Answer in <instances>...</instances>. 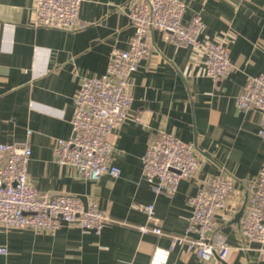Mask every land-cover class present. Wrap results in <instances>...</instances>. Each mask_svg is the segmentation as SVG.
<instances>
[{"label":"crops","instance_id":"crops-1","mask_svg":"<svg viewBox=\"0 0 264 264\" xmlns=\"http://www.w3.org/2000/svg\"><path fill=\"white\" fill-rule=\"evenodd\" d=\"M131 1L81 0L85 27L68 31L34 25V0H0V142H28L27 173L38 190L94 200L109 217L99 234L66 224L54 234L0 228V245L7 249L0 264H148L154 247H168L170 240L141 232L148 219L135 204L152 203L163 233L182 235L191 214L187 198L207 176H231V202L241 205L247 184L264 167V110L236 107L247 79L264 72V0H182L183 21L199 13L205 25L200 38L223 40L229 48L233 69L221 80L204 76V57L194 48L176 47L165 33L151 32L152 51L131 75L127 119L107 135L119 177L81 179L73 167L55 161L56 139L72 135L80 78L101 75L112 49L128 47ZM162 133L193 143L200 162L172 196L153 193L142 175V155ZM237 211L217 217L230 247L227 262L264 264L259 244L247 243L231 222ZM167 264L205 263L182 245Z\"/></svg>","mask_w":264,"mask_h":264},{"label":"built area","instance_id":"built-area-1","mask_svg":"<svg viewBox=\"0 0 264 264\" xmlns=\"http://www.w3.org/2000/svg\"><path fill=\"white\" fill-rule=\"evenodd\" d=\"M81 0H34V25L60 30H79ZM182 0H132L128 16L134 32L125 49L114 47L106 71L101 75L83 76L73 94L70 118L72 135L56 139L55 161L74 168L81 179L96 181L103 175L119 177L120 168L112 162L113 147L107 135L127 119L132 103L131 75L152 51L151 32L166 34L176 47H192L204 57L203 74L214 80L226 78L233 69L225 41L200 38L205 25L199 13L184 22ZM239 111L264 110V72L250 76L236 97ZM30 133V131H28ZM264 134V131L260 132ZM31 148L27 141L0 142V228H30L54 234L63 224L74 225L86 233L99 234L109 221L94 200L86 204L69 193L38 190L30 182L27 164ZM142 175L155 194L174 195L184 178L193 177L200 162L195 147L174 135L162 133L152 140L141 158ZM235 180L225 174L207 176L199 190L187 198L191 209L182 235L163 233L152 203L134 207L147 216L141 232L169 238L168 247L155 246L148 264H167L176 246H186L205 264H229V245L220 234L217 217L240 207L231 202ZM249 197L240 221L247 243H258L264 259V167L247 184ZM0 245V254H6Z\"/></svg>","mask_w":264,"mask_h":264},{"label":"water","instance_id":"water-1","mask_svg":"<svg viewBox=\"0 0 264 264\" xmlns=\"http://www.w3.org/2000/svg\"><path fill=\"white\" fill-rule=\"evenodd\" d=\"M248 197H249V190L246 187L245 188V193H244V199L242 201V204L240 205L239 210L232 216V219H231V222L232 223H237L239 228H240L241 218L243 216V213L245 211V207L247 205ZM84 203L86 204V202H84Z\"/></svg>","mask_w":264,"mask_h":264}]
</instances>
